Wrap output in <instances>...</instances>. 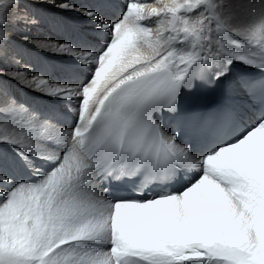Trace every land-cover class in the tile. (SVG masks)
Instances as JSON below:
<instances>
[{
  "label": "snow or ice",
  "instance_id": "obj_1",
  "mask_svg": "<svg viewBox=\"0 0 264 264\" xmlns=\"http://www.w3.org/2000/svg\"><path fill=\"white\" fill-rule=\"evenodd\" d=\"M158 4L0 0V264H264V0Z\"/></svg>",
  "mask_w": 264,
  "mask_h": 264
},
{
  "label": "bare ground",
  "instance_id": "obj_2",
  "mask_svg": "<svg viewBox=\"0 0 264 264\" xmlns=\"http://www.w3.org/2000/svg\"><path fill=\"white\" fill-rule=\"evenodd\" d=\"M75 2H76V4L78 6L83 5V6L87 7L92 2V0H75ZM140 2H146V3H149V4L155 3L157 6H159L158 0H140ZM77 23H83V21L78 20ZM145 23L151 24V21H145ZM152 27H153V30H155L156 25L152 24ZM18 32L19 33H27V35L29 36L30 39L34 38V37H43V36H46V35H52L51 33H48L44 29H31V30H28V29H25L23 26H19L18 27ZM17 38H20V37H17ZM7 67L10 68L13 71H21V72L23 71L22 65H14V64H12L11 57H9V60H8V63H7ZM29 79H31V77H29ZM14 92H15L16 96L21 101H32V102H34L36 104H38V102L44 103L43 101L38 99V94L37 93L31 91L27 87H23V86H20V85H15L14 86Z\"/></svg>",
  "mask_w": 264,
  "mask_h": 264
},
{
  "label": "rangeland",
  "instance_id": "obj_3",
  "mask_svg": "<svg viewBox=\"0 0 264 264\" xmlns=\"http://www.w3.org/2000/svg\"><path fill=\"white\" fill-rule=\"evenodd\" d=\"M39 103H40V104H43L42 102H38V104H39Z\"/></svg>",
  "mask_w": 264,
  "mask_h": 264
}]
</instances>
